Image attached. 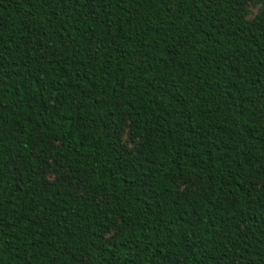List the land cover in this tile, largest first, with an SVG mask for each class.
<instances>
[{"label": "trees", "instance_id": "16d2710c", "mask_svg": "<svg viewBox=\"0 0 264 264\" xmlns=\"http://www.w3.org/2000/svg\"><path fill=\"white\" fill-rule=\"evenodd\" d=\"M249 1L0 0V264H264Z\"/></svg>", "mask_w": 264, "mask_h": 264}, {"label": "rangeland", "instance_id": "374dc122", "mask_svg": "<svg viewBox=\"0 0 264 264\" xmlns=\"http://www.w3.org/2000/svg\"><path fill=\"white\" fill-rule=\"evenodd\" d=\"M246 8L248 12V19L252 20L264 12V0H250ZM128 131L129 129L127 126L125 131H123V145L130 149H135L138 142L130 136V133ZM109 237H111V235H109Z\"/></svg>", "mask_w": 264, "mask_h": 264}]
</instances>
